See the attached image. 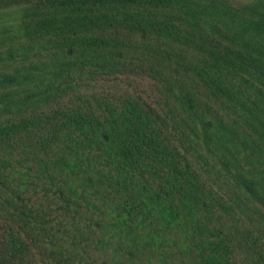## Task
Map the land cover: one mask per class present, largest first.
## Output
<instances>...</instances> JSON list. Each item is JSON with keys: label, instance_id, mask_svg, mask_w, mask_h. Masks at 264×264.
<instances>
[{"label": "trees", "instance_id": "1", "mask_svg": "<svg viewBox=\"0 0 264 264\" xmlns=\"http://www.w3.org/2000/svg\"><path fill=\"white\" fill-rule=\"evenodd\" d=\"M92 240L264 264V0H0V264Z\"/></svg>", "mask_w": 264, "mask_h": 264}, {"label": "rangeland", "instance_id": "2", "mask_svg": "<svg viewBox=\"0 0 264 264\" xmlns=\"http://www.w3.org/2000/svg\"><path fill=\"white\" fill-rule=\"evenodd\" d=\"M235 4H245L253 0H231ZM256 214V220L259 219ZM93 245L91 246V256L96 260L97 264H115V259H113L114 253L112 249H115L114 244H107L106 247H103L100 244H97L96 240H92ZM151 248L147 247V253L150 252ZM175 252V251H174ZM134 264H173V256H164L162 259L158 255H146V257L141 258L140 255H137L134 258ZM176 260V261H175ZM111 262V263H110ZM175 264H178V259L174 257ZM122 264V263H119Z\"/></svg>", "mask_w": 264, "mask_h": 264}]
</instances>
